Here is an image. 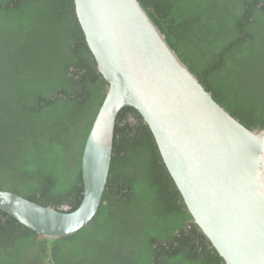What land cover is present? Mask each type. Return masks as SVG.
I'll use <instances>...</instances> for the list:
<instances>
[{"label":"trees","instance_id":"trees-1","mask_svg":"<svg viewBox=\"0 0 264 264\" xmlns=\"http://www.w3.org/2000/svg\"><path fill=\"white\" fill-rule=\"evenodd\" d=\"M140 1L214 98L246 126L264 127V0ZM108 85L75 0H0V189L75 210ZM0 264L226 262L193 221L149 124L126 106L93 220L43 237L0 210Z\"/></svg>","mask_w":264,"mask_h":264},{"label":"water","instance_id":"water-1","mask_svg":"<svg viewBox=\"0 0 264 264\" xmlns=\"http://www.w3.org/2000/svg\"><path fill=\"white\" fill-rule=\"evenodd\" d=\"M109 83L82 156L84 195L73 211L0 189V210L43 237L76 233L97 214L119 112L140 111L193 221L226 264H264V127L222 106L140 0H75Z\"/></svg>","mask_w":264,"mask_h":264},{"label":"flooded vegetation","instance_id":"flooded-vegetation-1","mask_svg":"<svg viewBox=\"0 0 264 264\" xmlns=\"http://www.w3.org/2000/svg\"><path fill=\"white\" fill-rule=\"evenodd\" d=\"M66 208H69L68 206Z\"/></svg>","mask_w":264,"mask_h":264}]
</instances>
